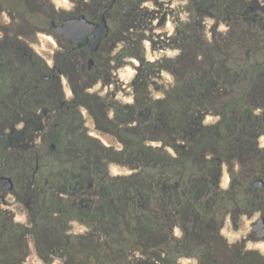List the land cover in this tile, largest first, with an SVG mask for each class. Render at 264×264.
Returning <instances> with one entry per match:
<instances>
[{"label": "trees", "instance_id": "trees-1", "mask_svg": "<svg viewBox=\"0 0 264 264\" xmlns=\"http://www.w3.org/2000/svg\"><path fill=\"white\" fill-rule=\"evenodd\" d=\"M143 11L138 10V20L135 19L134 24L154 18L156 10ZM230 21L235 26L244 23L247 28L240 32L228 30L219 38L221 33L214 27L213 40L210 42L199 31L201 21L180 19L174 34L166 38L174 40V46L180 49L177 54L162 55L156 60L140 58L138 72L131 82L133 102L125 103L126 110L123 112L116 108L115 116L105 121V132L121 140L125 148L105 146L98 141V148L95 149L97 158H92L97 163L99 158H106L110 163L123 162L131 167L130 174L113 176L116 194L122 197L128 193L129 203L120 212L115 211L114 224L103 220V215L108 216V212L100 211L98 218L90 223L91 233L86 232L74 241L66 238L63 245L66 264H74L76 252L90 254L87 256L89 258L102 256L107 249L106 245L110 243L118 244L115 253L119 255L123 254L127 246H131L132 251L143 252L144 248L155 246L159 243L155 239L164 227L173 228L174 199L192 214V221L197 220L200 206L210 204V210L213 211L221 197L232 199L235 182L222 195L223 190L214 178L224 162H250L246 177L264 179V146H260V138L264 135V58L255 64L251 62L258 52L264 56V45L257 47L254 44L259 35L251 30L255 25L252 20ZM233 42L239 45L235 51L230 48ZM12 59L16 60L15 57H8L7 60ZM17 62L19 71L11 74L35 77L31 82L24 81V89L33 94L36 102H43L46 90L42 78L47 71L46 62L38 55L30 59L19 57ZM162 71L174 75V84L168 88L165 84L159 85L164 95L153 99L150 78L152 74ZM243 82L246 85L239 97L230 96L235 93V89L228 86ZM257 108L261 110L256 112ZM209 115L217 116L218 120L205 124ZM25 118L29 117L3 115L2 127L6 130L12 122L19 124ZM51 118L42 116V122ZM42 122L29 125V133L34 139ZM128 133L131 135L127 136ZM162 133L168 139L153 136ZM56 135L60 138L61 131ZM88 137L93 138L91 135ZM148 139L159 140L162 144H147ZM169 146L174 149V154L168 153L166 147ZM36 156L31 155V166L36 162ZM169 164L174 165L173 183L165 174ZM262 190L264 187L257 191ZM250 191L255 193L252 185ZM155 204L159 205L160 210L153 208ZM137 209H148L149 213L145 217ZM68 211L69 214L77 212L70 208ZM60 219L59 216L51 217L52 222ZM95 226L97 229H93ZM13 230L28 233L27 228L20 224ZM9 251L13 252V249ZM25 255L11 264H22ZM213 260L212 257L204 259L203 263H212ZM241 260L242 264H253L252 257L244 254L242 247L233 246L226 256V264H241Z\"/></svg>", "mask_w": 264, "mask_h": 264}, {"label": "flooded vegetation", "instance_id": "flooded-vegetation-1", "mask_svg": "<svg viewBox=\"0 0 264 264\" xmlns=\"http://www.w3.org/2000/svg\"><path fill=\"white\" fill-rule=\"evenodd\" d=\"M47 1L0 0V177L10 176L14 182V188L9 190L4 189L0 184V242L5 243L14 242L16 235L13 229L20 224L17 221L13 222L15 217L18 218V210L14 205L22 203L25 206L26 221L33 224V228L26 227L27 232L32 234L35 240L44 238V235L37 231L43 213L57 205L58 212H55L53 217L61 218L55 222V228L59 233V243L64 245L69 208L79 212L78 219L87 224L90 228L87 232L91 233L90 223L98 218L100 211L108 212V216L103 215V220L114 224L115 211L120 212L129 203L128 193L122 197L116 194L109 159L99 158L98 163L92 160L93 157L97 158L95 149L98 148L99 140L93 135H91L93 138L88 137L90 134L87 118L82 116L84 113L81 111L82 107H86L96 127L107 131L105 121L110 119L109 111L106 110L107 105L100 102L102 97L98 93H91L85 85L96 82L98 76L109 75L105 69L97 65L99 54L104 47L110 46L107 43L108 37L102 42L98 51L92 52L90 43L82 45L70 43L55 27L67 18L81 13L99 21L101 8L113 1L115 7L120 0H77L74 9H65L62 5L51 6L49 0ZM201 1L205 0H190L189 5L193 7ZM206 1L209 2L208 12L214 17L226 20L244 18L252 20L257 26L264 27V0ZM216 1L221 3L217 4ZM177 9H180V6ZM111 11L108 12V20ZM36 12L46 13L50 19L48 25L34 22L32 17ZM39 31H44L60 40L55 51L54 64L48 65L45 61L47 71L42 78V85L46 90V98L43 102H36L33 94L24 89V81L31 82L35 77L11 74L19 71L16 67L19 57L30 59L37 55L32 45L27 42L26 36L37 34ZM8 57H15L16 60L8 61ZM90 58H94L92 66H89ZM67 84L71 93L67 90ZM13 89L16 90L10 92ZM3 115L29 118H25L19 124L12 122L4 130L1 123ZM54 115L63 116L67 123L68 120L71 122L74 120V130L66 129L62 138L64 151L70 148L74 151V165L68 167L64 163L56 181L59 192L44 187L43 180L39 177L41 157L36 156L33 171L31 174L27 173L31 168L34 147V138L29 133V125L37 121L42 122V116ZM43 128L44 126H41L38 134ZM53 144L56 146L55 143ZM22 151L28 152L29 155L19 164L18 158ZM222 175L221 166L217 177L215 176L217 178L215 182L219 186ZM199 208L196 214L197 220L192 221L190 220L192 214L181 202L174 199V264H185L181 263L179 257V254L184 253L192 258L187 264H226L225 212L222 216L219 215L218 220L217 212L215 209L210 210V204H204ZM250 237L264 239V236H260L253 228ZM57 239L55 237L54 241ZM51 253V256L62 257L66 262L65 246L61 251ZM211 257L214 259L212 263H203L204 259ZM240 263L242 264L243 260ZM0 264H2L1 258Z\"/></svg>", "mask_w": 264, "mask_h": 264}, {"label": "rangeland", "instance_id": "rangeland-1", "mask_svg": "<svg viewBox=\"0 0 264 264\" xmlns=\"http://www.w3.org/2000/svg\"><path fill=\"white\" fill-rule=\"evenodd\" d=\"M189 1L190 0H120L112 9L109 14L111 31L107 41L110 46L104 47L97 58L98 67L105 69L109 75L98 76L96 82L85 85L88 91L94 94L98 93L102 97L100 98V102H104L105 105H107L106 110L109 111L110 118L115 116L116 108H119L123 112L126 110L125 103L133 102L134 96L131 82L138 72L137 66L141 63V57H145L146 60H156L164 55L162 51L166 50L168 52L166 56H174L180 51L178 47L174 46V40L166 39L167 36H172L174 34L180 19L186 20L190 18L201 21L202 26L199 31L202 32L210 42L213 40L214 27H216L217 32L221 33L218 35L219 38H221V35H225L228 30L240 32L247 28V25L244 23H241V26H235L230 20L219 19L218 17L210 15L208 12L209 2L206 0L197 3L193 7L189 5ZM41 2L48 1L41 0ZM49 2L51 6L62 5L65 9H74L77 0H49ZM217 4H220V2L217 1ZM179 6L183 7V9H177ZM47 9L49 8L47 7ZM139 9L144 10L143 12L147 10H156L153 15L154 18H148L146 20L139 19L141 20L139 22L140 24H134V20H138L136 15L138 16ZM32 18L35 23L39 24L48 25L50 21L46 13L40 14L36 12ZM242 20L245 21L244 18ZM252 27V32L259 35L254 40L255 46L260 47L264 45L263 25H253ZM26 39L27 42L32 45L33 51L41 59L47 61L48 65L54 64V55L57 46L60 44V40L44 31L26 36ZM238 47L239 45L234 42L230 45L232 51H235ZM261 53L258 52V54L252 58V64L262 61L264 56L260 55ZM174 80V75L168 71L152 74L150 78V90L153 99L164 95L163 91L158 87L159 85L163 86L165 84L168 88L170 85L174 84ZM245 85L246 83L243 82L242 84L228 86L230 89H235V93L230 96L239 97ZM66 87L68 92L71 93L68 84ZM259 110L261 109L257 108L256 112H259ZM81 111L84 113L82 116L87 118L88 133L90 135L97 138L102 145H114L117 149L125 148V144L121 140L96 127L93 117L86 107H82ZM63 118L64 117L61 115H54L48 121L46 120L41 123V126H44V128L42 132L33 139L34 147L32 150V155L35 154L41 157L39 177L43 180L44 187L47 189L53 188L57 192H59V189L56 181H58L57 179L59 173L62 172L64 163L68 167L74 165L73 149L70 148L64 151L62 143L64 131L66 129L70 131L74 130V120L72 122L70 120L66 123ZM217 120V116L209 115L206 117L204 123L210 124ZM58 131H61L60 138L56 135ZM130 135L131 133L127 134V136ZM153 136L168 139L164 133L153 134ZM53 143H55L56 146L54 150H51V145ZM147 144L159 146L162 142L148 139ZM260 146H264V135L260 138ZM166 148H168V153H175L172 147L169 146ZM28 155V152L22 151V154H20L18 158L19 164L28 157ZM250 165V162L243 163L238 160L222 163L223 175L220 182V189L223 190L222 195L230 189L233 182H235L236 185L235 191L232 194L233 198L221 197L215 210L218 220L219 215L222 216L224 212L226 215L224 234L227 246L226 256L233 246H240L243 248L244 254L249 255L250 258L252 257L253 264H264V239H254L250 237L253 221L258 220L264 215V190L257 193H252L250 191L252 182L257 177H246L245 174L246 171L249 170ZM34 166L35 162H33L30 170H27V173L31 174ZM131 172V167L126 163L116 161L111 163V175L113 176L128 175ZM144 174L146 176L147 171H145ZM165 174L169 177L171 183H173L174 165L169 164ZM216 177H214L215 180L217 179ZM10 198L12 199V196ZM14 208L18 210V218L15 217L13 222L16 223L17 221L25 227L33 228V224L31 225V222L26 221L25 206L21 203L14 205ZM153 208H155V210H160L157 204H155ZM136 211L145 217L149 213L148 209H137ZM55 212H58L57 205L48 208L47 211L43 213L42 219L40 221L38 220L39 224L37 231L40 234L42 233L44 238L35 240L32 234L15 232L14 234L16 237L14 242H0V258H2L3 264H11L23 258L27 251L29 252L25 255L22 264H66L62 257L51 256L52 251L59 252L63 247L62 243L58 241L60 238L57 228H55L56 224L51 221V217ZM79 216L80 214L78 211L73 212L69 215L65 224L66 238H70L73 241L85 234L87 229H90L87 224L78 219ZM233 221L236 222L235 225H233ZM172 224V229L171 227H164L163 232H160L158 238L155 239V241L159 243L148 249L144 248V252L142 250L132 251L130 250L131 246H127L123 254L119 255L115 253V248L118 244L110 243L106 245L107 249L104 247L106 251L102 256L95 255L89 258L87 256L90 254L83 255L81 252H76L74 255V264H174V222ZM97 225L99 226L100 224L97 223ZM96 226L93 227V229H97ZM55 237L58 238L57 241H54ZM10 248L13 249V252L9 251ZM148 253H151V255ZM216 255L218 256V253ZM179 257L181 263L185 264L190 263L192 259L185 253L179 254ZM158 261L160 262L158 263Z\"/></svg>", "mask_w": 264, "mask_h": 264}, {"label": "water", "instance_id": "water-1", "mask_svg": "<svg viewBox=\"0 0 264 264\" xmlns=\"http://www.w3.org/2000/svg\"><path fill=\"white\" fill-rule=\"evenodd\" d=\"M115 1L104 5L100 10V20L96 21L88 17L87 14L81 13L76 16H72L64 20L59 25H56V29L64 35L70 43L91 44L92 52H96L100 49L102 42L109 36L111 26L108 20V12L113 9ZM180 9L182 7L180 6ZM164 55L168 52L162 51ZM94 58H90L89 66H92ZM55 148V145H51V150ZM0 184L6 190L14 188V182L10 176H1ZM264 187V179L256 178L252 183V191L258 190ZM236 222L233 221V225ZM252 228L258 232L260 236H264V215L256 221H253ZM65 261V260H64Z\"/></svg>", "mask_w": 264, "mask_h": 264}]
</instances>
